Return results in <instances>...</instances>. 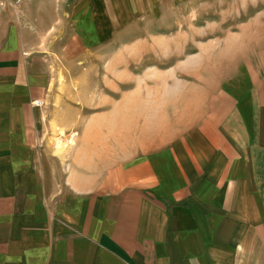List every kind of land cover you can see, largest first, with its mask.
<instances>
[{
    "label": "crops",
    "instance_id": "obj_1",
    "mask_svg": "<svg viewBox=\"0 0 264 264\" xmlns=\"http://www.w3.org/2000/svg\"><path fill=\"white\" fill-rule=\"evenodd\" d=\"M187 5L0 6V264H264V35L245 54L218 48L201 70L216 87H202L200 118L163 147L107 164L91 127L64 159L42 144L49 123L96 124L82 119L91 90L81 77L97 61L112 69L129 67L131 52L144 58L165 28L156 21L171 13L177 23ZM200 46L172 59L204 61ZM68 77L79 105L63 97Z\"/></svg>",
    "mask_w": 264,
    "mask_h": 264
},
{
    "label": "rangeland",
    "instance_id": "obj_2",
    "mask_svg": "<svg viewBox=\"0 0 264 264\" xmlns=\"http://www.w3.org/2000/svg\"><path fill=\"white\" fill-rule=\"evenodd\" d=\"M178 8L177 23L171 13L156 21L165 28L154 39L148 38L149 52L144 58L134 57L131 50L129 67L120 68L121 61L115 60L109 69L108 62L97 61L98 67L81 77L91 90L86 93L91 100L86 99L90 106L82 109V119L95 118L98 122H54L60 128L58 133L51 132L54 123H49L42 144H49L55 155L64 159L81 144L82 132L91 127V145H96V151L109 164L163 147L195 124L202 111V87L208 92L216 87L213 81L208 88L205 82L211 76L201 74V70L212 67L218 48L228 57L235 50L245 54L258 42L264 35V0H193V6ZM187 43L196 49L205 44L207 58L203 61L194 52L196 58L189 53L173 60ZM67 79H73L71 92L63 93V97L79 105L74 97L78 81ZM60 83L61 90L63 80ZM127 88L129 91H123Z\"/></svg>",
    "mask_w": 264,
    "mask_h": 264
},
{
    "label": "built area",
    "instance_id": "obj_3",
    "mask_svg": "<svg viewBox=\"0 0 264 264\" xmlns=\"http://www.w3.org/2000/svg\"><path fill=\"white\" fill-rule=\"evenodd\" d=\"M27 0H0V6L6 7L8 4H11L14 9L20 8Z\"/></svg>",
    "mask_w": 264,
    "mask_h": 264
}]
</instances>
